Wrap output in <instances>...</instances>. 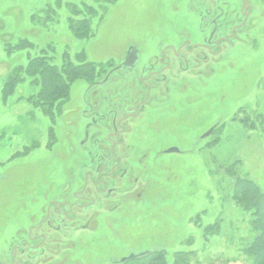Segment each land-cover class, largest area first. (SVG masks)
<instances>
[{
	"label": "rangeland",
	"instance_id": "obj_1",
	"mask_svg": "<svg viewBox=\"0 0 264 264\" xmlns=\"http://www.w3.org/2000/svg\"><path fill=\"white\" fill-rule=\"evenodd\" d=\"M246 1L255 15L248 42L209 58L203 75V142L182 144V156L163 155L169 163L149 169L142 206L117 213L106 238L88 237L79 263L72 254L66 264H148L137 257L153 248L165 250L167 264L179 252L189 264H252L244 249L257 232L233 188L248 178L264 193V0ZM85 20L92 36L83 39L71 26ZM191 20L186 0H0V261L9 263L2 256L10 240L39 222L46 197L81 181L89 85L125 44L177 38ZM34 58L59 68L93 63L94 79L71 83L59 112L43 109L39 86L22 72ZM154 145L158 151L162 143ZM207 227L213 234L205 236Z\"/></svg>",
	"mask_w": 264,
	"mask_h": 264
},
{
	"label": "flooded vegetation",
	"instance_id": "obj_2",
	"mask_svg": "<svg viewBox=\"0 0 264 264\" xmlns=\"http://www.w3.org/2000/svg\"><path fill=\"white\" fill-rule=\"evenodd\" d=\"M252 5L246 0H186L192 23L177 38L145 48L125 44L84 97L80 147L87 169L81 181L44 199L39 222L10 240L2 256L9 263L0 264H66L72 254L79 263L88 237L106 238L117 213L142 206L149 169L169 163L163 155H184L182 144L203 142L207 62L248 42L254 30ZM141 143L149 145L142 150ZM157 143H162L158 151Z\"/></svg>",
	"mask_w": 264,
	"mask_h": 264
},
{
	"label": "trees",
	"instance_id": "obj_3",
	"mask_svg": "<svg viewBox=\"0 0 264 264\" xmlns=\"http://www.w3.org/2000/svg\"><path fill=\"white\" fill-rule=\"evenodd\" d=\"M78 23L75 22L71 26L72 32L79 38L91 37L92 29L89 23L86 20ZM92 64L64 65L59 68L49 64L46 58H34L28 62L22 72L34 78L33 82L39 86L37 102L41 107L59 112L69 99L71 83L78 79H85L88 82L94 79L95 66ZM233 199L243 211L250 213L253 217L251 226L257 232L251 245L244 249V254L252 259V264H264V193L254 181L248 178L236 179ZM212 232L207 227L204 233L208 236L213 234ZM184 255V253H177L172 264H189V259L184 258ZM137 258H147L148 264H167L163 249L143 253Z\"/></svg>",
	"mask_w": 264,
	"mask_h": 264
},
{
	"label": "water",
	"instance_id": "obj_4",
	"mask_svg": "<svg viewBox=\"0 0 264 264\" xmlns=\"http://www.w3.org/2000/svg\"><path fill=\"white\" fill-rule=\"evenodd\" d=\"M213 130H214V127L213 128H211L205 135H204V137H208L209 135H211L212 134V132H213ZM173 151H176V149H171V150H169L168 152H173ZM142 255V254H141ZM135 257H137V256H130L128 259H133V258H135Z\"/></svg>",
	"mask_w": 264,
	"mask_h": 264
}]
</instances>
